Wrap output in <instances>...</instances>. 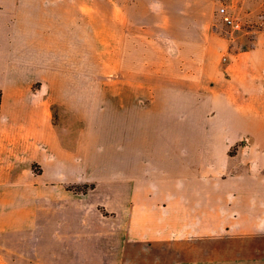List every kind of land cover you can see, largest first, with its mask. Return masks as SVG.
Returning a JSON list of instances; mask_svg holds the SVG:
<instances>
[{"label":"crops","instance_id":"obj_1","mask_svg":"<svg viewBox=\"0 0 264 264\" xmlns=\"http://www.w3.org/2000/svg\"><path fill=\"white\" fill-rule=\"evenodd\" d=\"M213 6L261 22L232 76L179 60L192 0H0V264H264V0Z\"/></svg>","mask_w":264,"mask_h":264},{"label":"rangeland","instance_id":"obj_2","mask_svg":"<svg viewBox=\"0 0 264 264\" xmlns=\"http://www.w3.org/2000/svg\"><path fill=\"white\" fill-rule=\"evenodd\" d=\"M196 13L193 16V20L187 18L178 19L171 28V39L177 47V56L179 60L186 61L187 59H193L198 61L203 56L201 51L205 44L209 45V51L207 58L211 60L213 66L218 67L219 76H232L231 74L225 73V67L233 63L235 53L241 49H247L250 46V41L253 39L254 32H251L253 26L260 25L261 22H255L243 18L236 8L227 11L225 8L217 9L213 6L214 0H192ZM217 1V0H216ZM225 5L232 3L233 0H220ZM250 12V9H248ZM224 12H230L234 22L238 24L237 27H230L223 24L220 21V16ZM189 17V16H188ZM188 28V33L186 31ZM170 37V36H169ZM168 37V38H169ZM135 45L136 47H132ZM131 52L127 55L126 67L120 70L117 75H132V76H154V70L148 67L138 68V64L143 62L153 61L154 54L149 51V44L147 42L139 43L138 40L131 42ZM162 56L159 57V60ZM164 61V58H162ZM163 74L174 80L179 79L181 75H177V72L173 69L162 70ZM183 72L189 71V74L196 72V69L181 70ZM196 74V73H195ZM192 74V75H195ZM209 76L214 77L217 75L210 70ZM185 83V79L181 80ZM1 101V92H0ZM1 109V106H0ZM233 149H231L232 153ZM167 162H163V165ZM83 166V176L86 174L89 177H96L99 174H104L109 171V166L100 165L94 166L92 169L85 171ZM33 169L36 171L35 167ZM84 179V177H83ZM83 179L80 182L81 185L73 186L76 190L86 191L93 187L91 183H83ZM104 187L96 189L92 193V196H98V192ZM84 253V252H83ZM90 252L87 250L86 256H89ZM76 264H122L119 260H98L93 261L91 259L80 260L77 259Z\"/></svg>","mask_w":264,"mask_h":264},{"label":"built area","instance_id":"obj_3","mask_svg":"<svg viewBox=\"0 0 264 264\" xmlns=\"http://www.w3.org/2000/svg\"><path fill=\"white\" fill-rule=\"evenodd\" d=\"M220 21L230 27H237L238 24L234 22V19L232 17V15L230 14V12H224L222 13V15L220 16Z\"/></svg>","mask_w":264,"mask_h":264},{"label":"trees","instance_id":"obj_4","mask_svg":"<svg viewBox=\"0 0 264 264\" xmlns=\"http://www.w3.org/2000/svg\"><path fill=\"white\" fill-rule=\"evenodd\" d=\"M0 106H1V101H0Z\"/></svg>","mask_w":264,"mask_h":264}]
</instances>
